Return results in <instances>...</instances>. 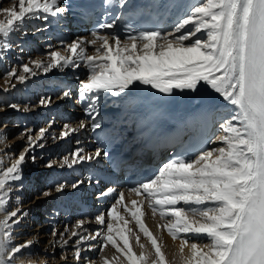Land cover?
Instances as JSON below:
<instances>
[{
    "label": "snow or ice",
    "instance_id": "6c2138e0",
    "mask_svg": "<svg viewBox=\"0 0 264 264\" xmlns=\"http://www.w3.org/2000/svg\"><path fill=\"white\" fill-rule=\"evenodd\" d=\"M9 2L10 7H0L3 17L0 18V55L12 49L11 35L22 31L28 21H48L50 16L57 17L66 11L61 0ZM103 3L107 9L123 10L129 0H103ZM121 15L118 12L100 23L99 30H115ZM99 30L91 33L92 39L84 37L71 43L62 42L60 49L50 45L45 59L30 60L20 66V74L12 68L7 75L23 82L27 79L25 74L35 76L37 69L47 73L54 68L75 69L83 65L88 74L80 81L79 97L86 102L85 113L93 130L101 127L96 116L102 95L127 96L137 84L162 94H172L174 90L195 92L198 85L210 86L232 106V112L220 125L222 134L210 141L220 146L203 149L188 158L173 157L153 177L129 191L148 201L153 216L159 213L161 219L169 218L161 227L167 229L173 239L178 233L206 237L207 243L181 240V264H264V0H199L171 30L129 25L123 40L114 31L101 35ZM86 45L96 46V54H87ZM69 95V91H64L62 98ZM51 102L50 97L40 101L41 104ZM88 126L83 120L75 127L65 125L62 136ZM45 131L40 130L41 139ZM26 137L24 150L10 166L0 170V214H3L0 264H18L32 246V241L13 243L14 230L27 213L19 207H8L17 185L23 187V165L28 154L35 147H43L30 131ZM101 155H109L104 147L91 154L77 148L62 157L59 166L71 168ZM31 159L35 162L36 157L33 155ZM56 165L55 161L46 164L49 168ZM82 183L84 181H77L71 187L75 189ZM65 187L66 183H58L54 190L60 193ZM52 190H44L40 195L47 197ZM113 193L115 189L108 188L100 196ZM16 200L19 201V196ZM143 203L134 199L129 207L125 194L120 192L109 207L110 220H106L104 213L95 217L103 227L94 234L83 235L76 229H65L70 232L65 239L63 233L53 229L52 235L59 236L62 248L75 238L73 259L76 264L82 260L81 243L101 236V251L111 244L126 258L127 264H168L156 236L142 220ZM118 206L135 219L139 231L151 241L154 256L143 251V244H140L139 254L133 251L126 234V230L132 231L128 229L129 220ZM83 224L84 221L78 222L79 227ZM135 239L139 243L140 236L136 235ZM118 241H122V245ZM93 247L89 245V249ZM63 259L67 261V256ZM104 264H109L107 258Z\"/></svg>",
    "mask_w": 264,
    "mask_h": 264
},
{
    "label": "bare ground",
    "instance_id": "6f19581e",
    "mask_svg": "<svg viewBox=\"0 0 264 264\" xmlns=\"http://www.w3.org/2000/svg\"><path fill=\"white\" fill-rule=\"evenodd\" d=\"M164 1V0H162ZM161 0L155 1L157 4L155 5L156 8H159V4H162ZM199 2V1H198ZM197 2V3H198ZM188 5V1L185 4H180L182 6L181 8H185ZM11 5L8 3L5 5V0H0V7H10ZM190 8V7H189ZM184 12L181 13L180 17L184 15ZM179 17V18H180ZM1 18H3L1 16ZM178 18V19H179ZM41 22V20H40ZM27 26V24H25ZM34 26V25H32ZM28 27H31L28 25ZM51 29L49 28V32ZM22 32V31H21ZM110 32L113 31H105L102 35H106ZM178 35V33H177ZM87 37L88 39H92V36H86L82 35L81 38ZM18 38L17 36L10 37V42L13 40H16ZM20 40V39H19ZM31 39H26V40H21L22 46L20 47V50L24 47L28 48V42H30ZM56 42L59 43L58 40ZM14 45V44H13ZM99 45V42L97 46ZM24 46V47H23ZM60 47V46H59ZM87 47V54L93 55L96 54L94 51V48L96 46L92 45H86ZM35 50V49H34ZM36 51V50H35ZM23 54V52H22ZM5 55V54H4ZM3 57V55H0V58ZM7 58V61L11 58L10 57V50L7 51V55L4 57ZM45 59V56L43 58L37 56L36 59ZM17 60V59H16ZM15 60V61H16ZM4 61V60H3ZM3 61L1 64H3ZM17 62V61H16ZM6 65V63H5ZM9 66V63L7 62V65ZM14 68L17 69V65L13 64ZM30 67H34L33 65L30 64ZM11 70V69H10ZM61 69H56V71H59ZM22 69L18 67L17 73L20 74ZM37 74L35 76H32L30 74H25L27 76V79L23 82L18 81L15 77H9L7 78V84H9V80L11 83V86L15 87L16 94H13L11 97L10 95V90L7 88H2L3 93L1 94L2 96H5L3 99L4 101L8 98L11 99L12 101H16V103H20L21 107H9L8 106H3L1 103L0 107V123L2 121H5L7 118H13L14 115H8L12 112L16 111V114H19V117L24 118V119H29L30 117L38 116L37 110L39 109V106H32V101L37 99L35 96L43 95L45 91L36 93V94H31L28 91L30 90L29 87H31L33 84H31L33 79H37V83L40 85L42 81L40 80L41 77H45L49 74H54L55 68L51 69L49 72L45 73L42 69H37L36 70ZM8 73V72H7ZM86 74V73H85ZM88 74V73H87ZM77 75V74H75ZM64 78V76H61ZM51 76L46 78V81L49 85V82L53 79ZM85 78V77H84ZM37 86V85H36ZM26 89V90H25ZM25 90L24 93L22 91ZM155 94L158 95H166V97L169 98L171 102H175L180 104V99L182 98L183 100L185 99L187 103L189 104H195L197 103L198 105H212V106H222L221 109H224L225 106V100L223 99L222 96H220L218 93H215L214 90L210 88V86L206 85H198L197 90L195 92L189 91V90H174L172 94H162L159 93L158 91L152 89L149 86H143V85H134L132 86L129 94L127 96L123 95V101L120 104V110L127 108V110L133 111L137 118L138 121H141V108L144 106V104L151 99ZM9 95V96H8ZM106 96V95H105ZM74 91L70 93L68 96V99H74ZM39 98V97H38ZM2 100V101H3ZM58 99L55 100L54 103H57L58 105L61 103L57 101ZM227 102V101H226ZM15 105V104H14ZM69 106V105H68ZM114 107V106H113ZM6 108H11L10 110H6ZM13 109H15L13 111ZM43 109L45 110L44 113H48L49 111L51 112L52 117L54 115H57L56 121H60L62 115H58V111L51 107L50 104L43 105ZM34 110V111H33ZM113 111V110H109ZM117 112V110H114ZM232 112V111H231ZM230 112V113H231ZM230 115V114H229ZM21 118L19 121H21ZM14 119V118H13ZM32 120V119H31ZM30 120V121H31ZM22 123V122H21ZM76 123V124H75ZM73 123H66V125H71L75 127L77 125L78 119H76V122ZM8 124V123H7ZM54 124V123H53ZM6 125V124H5ZM7 126V125H6ZM50 126V125H49ZM7 128V127H6ZM19 128V127H18ZM44 128V127H43ZM47 133H53L55 130L49 129V127L44 128ZM4 129H0V133L3 134V136H0V139L5 140V134L3 133ZM13 130V129H12ZM78 132V130H77ZM72 133V132H71ZM76 133V132H75ZM222 132L220 133V135ZM55 134H52L50 136H44L41 139L40 136V142H45V141H50L52 142L49 144V148L46 149L47 154H51V156H54L53 161L57 162V165L54 166L53 168L50 169H45L43 166L44 165H38L41 166L40 168H36L35 165L38 162H44L45 159L49 157H44L43 159L39 156H36V152L38 150H42L43 147H35V150L33 152H30L27 156L26 163L23 165V187H19V184L17 185V190L14 191L12 194L11 198V206L13 208L19 207L23 212L27 213V216L24 217L18 227L15 228L14 230V237H13V243L15 244H20L25 241H32V246L25 251V255L22 260L18 261V264H76V261L73 259V241L75 238L72 240H69V244L67 247L62 248L60 246L61 242L59 241V236L54 237L52 235L53 229L57 230L58 233H63L64 238L68 239L70 232H66L65 229H76L77 231L81 232V234L86 235L84 229L86 228H91L95 226V224L89 219H82L79 217L78 212L76 208L74 207V204L70 203L71 206L67 205L68 199L64 196V193L73 194L72 192H67V191H62L60 193L55 192L54 194L51 193V195L47 197H42L40 193L44 191L43 187H39L37 190L38 191V196L35 198V200H30L31 193L34 192L32 189L29 188V191L26 189V185L30 184H35L36 182V177L43 179L44 177L46 178L45 181V188L46 190L50 188L51 184L53 185L55 182L56 178H61L67 177L68 175H73V177H78L79 181H84V176H83V168L82 167H71L69 172H67L64 175H60L61 172L57 173L56 169L59 167V162L61 161L62 157L65 155H68L72 151H74L77 148H82V143L86 139L84 138L85 135H79L76 137V143H73V140L66 143L67 149L63 150L61 147L57 149V146L59 143L58 142H63L70 134H68L67 137L62 136V138H58V136H53ZM23 136L20 135L18 138H15L10 142L11 146H13V149L15 151V148L18 147V145H21L23 141ZM38 138V136H37ZM3 140V141H4ZM83 140V141H82ZM1 141V140H0ZM3 141L0 142V160H1V153L2 151L7 147V143H3ZM38 141V140H37ZM67 142V139H66ZM71 143L73 144L72 146ZM44 146V145H43ZM61 146V145H60ZM220 146L219 144H216L214 147ZM39 152V151H38ZM46 153V152H45ZM35 156L36 160L35 162L32 161L31 156ZM13 158L12 154L9 159ZM9 160V163L7 165L0 164V170H3V168H6L7 166H10V163L13 161ZM27 167H30L27 169ZM67 166L61 167L62 170L65 169ZM27 174V175H26ZM26 175V176H25ZM36 184H38L36 182ZM48 186V187H47ZM51 189V188H50ZM29 196H28V195ZM16 196H19V201L16 200ZM79 196V195H77ZM80 197H83L82 195ZM34 199V198H33ZM57 202V203H56ZM61 202V204H60ZM73 202V201H72ZM59 203V204H58ZM10 207V206H9ZM147 209H145V212ZM3 218V214H0V219ZM64 218H68L71 222L70 223H65ZM148 219V229L154 233V235L157 238V242L161 244V250L164 252L166 260L168 261V264H181V255L179 253V245L182 239L187 238L190 242H200V243H207V239L204 235H194V234H184V233H178L177 238L173 239V237L168 233L167 229L159 227L158 223L161 220L159 217L152 216L150 213L144 214L143 219ZM106 220H110L108 216H106ZM79 221H84V224L82 227L78 226ZM97 225L100 226L101 228L103 226L99 225L97 222ZM132 226L135 228V226L139 229V226L134 222L132 223ZM96 231H94L92 234H94ZM51 233V234H50ZM131 237L129 238V243L132 245L133 251H135L137 254H139L142 249L140 248V244L145 245V249L143 251L152 253L154 256V249L152 248L151 241L146 237L142 232L140 233H134L132 232ZM139 235L140 236V241L139 243L136 242L135 236ZM49 238V240H47ZM103 240V237H97L95 241L97 243L101 244ZM35 241H38L37 243ZM90 239L87 241H83L81 243V247L83 249L82 251V260L80 264H104V258H107L109 261V264H127L126 258L121 254L118 253L114 247L112 248L111 244H109L106 248L101 251L100 246L98 247L100 251L97 253V256L94 260L86 261L85 255L89 251V245ZM55 245V246H54ZM98 246V245H97ZM92 249V248H91ZM188 253V249H185V254ZM33 254V255H29ZM59 255V256H58ZM67 256V261L63 259L64 256Z\"/></svg>",
    "mask_w": 264,
    "mask_h": 264
},
{
    "label": "rangeland",
    "instance_id": "374dc122",
    "mask_svg": "<svg viewBox=\"0 0 264 264\" xmlns=\"http://www.w3.org/2000/svg\"><path fill=\"white\" fill-rule=\"evenodd\" d=\"M8 1V2H7ZM10 4V2H9V0H5V5L6 4ZM0 18H1V16H0ZM18 37V36H17ZM29 43V42H28ZM27 43V44H28ZM31 44V43H30ZM15 45V44H14ZM35 45V44H34ZM24 47V46H23ZM14 48H16V46H14ZM25 48H27V47H24V49ZM35 49V47H32V50H31V52L29 53V54H32V53H35V55H37L36 54V51L34 50ZM24 53V52H23ZM5 54V52L2 54V55H4ZM37 56H39V55H37ZM39 57H41V58H43L44 56H39ZM2 59V57L0 58V60ZM34 59H36V57L34 58ZM34 59H31V60H34ZM16 59H9L8 61H6L5 63H11V61H13L14 63L13 64H15V65H17L16 64V61H15ZM2 63V61H0V64ZM26 63H28V61L26 62ZM13 64L12 65H10V68L8 69V71L7 72H9L10 71V69H12L14 66H13ZM2 65V64H1ZM5 68H7L6 67V65H5ZM7 72H3V73H7ZM86 73V74H85ZM87 73H88V70H87V68L86 67H84V73L83 74H81V77H80V80H83V79H85L86 77H87ZM85 77V78H84ZM7 78H8V75L6 74V77H5V75L4 74H2V72H1V69H0V93L1 94H4L3 93V89L2 88H5V89H9L10 88V86H11V83H10V81L11 80H9V84H7ZM7 87V88H6ZM10 91H12L11 93H13V92H15L14 90H13V88H11L10 89ZM74 91V90H73ZM10 95V96H9ZM8 96L9 97H11L12 96V94H9ZM36 97V96H35ZM9 100H11V99H9L8 98V100L6 99V101L7 102H5L4 100V104L6 103V104H8V105H10L11 106V104L9 103ZM1 101V100H0ZM12 101V100H11ZM14 102V101H13ZM2 103V104H3ZM15 103H16V101H15ZM14 103V104H15ZM3 104V106H6V104L4 105ZM7 105V106H8ZM9 106V107H10ZM15 106H17V107H19L18 105H17V103H16V105ZM0 107H1V102H0ZM8 109V108H7ZM15 109H13V111H14ZM14 113H16V111L14 112ZM8 115H13L12 114V111H11V113L10 114H8ZM58 115H59V113H58ZM14 119H15V115H14V117H13ZM11 119V118H7L5 121H2L1 123H0V129H4L3 130V133L5 134V140L4 139H0L1 141H3V143H7V147L2 151L3 153H1V160H0V164H3V166L4 165H6V163H7V165H8V163H9V160H12V159H15L16 158V156L20 153V152H22L23 150H24V148H25V145H26V142H27V137H26V133L28 132V131H30L32 128H33V124H37V125H39V123H38V121H35L34 119V117H30L29 119H24V118H21V121H17L16 122V126L15 127H13L14 125L12 124H7L8 123V121L10 120V122L11 121H13L14 119ZM34 120V122L35 123H31L30 125H27L26 127H24V125H22V123H26V122H29L30 120ZM75 119V118H74ZM22 122V123H21ZM75 123L76 122V120H72L70 123ZM15 123V122H14ZM2 124H6L5 126H2ZM76 124V123H75ZM2 126V127H1ZM28 126L30 127V128H28ZM7 127V128H6ZM19 127V128H18ZM45 128V127H44ZM43 128V129H44ZM47 128V127H46ZM13 129V130H12ZM19 132V133H18ZM32 135H33V137L35 138V140H36V142L37 143H43V142H40L39 140H40V134L38 133H35L34 134V132L33 133H31ZM37 134V135H36ZM20 135H24L23 136V141L24 142H22V144L21 145H18V147H16L15 148V151H14V149H13V146H11V144H10V142L12 141V140H14L15 138H18ZM37 136H38V138H37ZM58 138H59V136H58ZM38 140V141H37ZM0 141V142H1ZM73 143L75 144L76 143V140H73ZM61 145V146H60ZM73 144L71 143V145L70 146H72ZM59 147H61V149H67V145H66V139L63 141V142H61V143H59V145L57 146V149L59 148ZM47 149V148H46ZM46 149H42V150H44V151H42V150H38L37 152H36V156H39V157H41V151L43 152V154L45 155V157H49V158H47L48 160L49 159H54V156H51V154H47V151H46ZM46 152V153H45ZM11 154H12V157L13 158H11V159H9L10 157H11ZM44 158V157H43ZM53 161V160H52ZM38 164V162L36 163V165ZM30 167H27V169H29ZM39 179H41V178H39ZM46 181V180H45ZM35 184H36V182H35ZM46 184V183H45ZM44 184V185H45ZM30 186V185H29ZM37 186V185H36ZM53 185L51 184V186H50V188L52 187ZM35 185H34V183H33V185H32V187L30 188V189H32V190H34L35 191ZM44 187V186H43ZM49 188V189H50ZM28 192H30L29 190H27ZM38 191L39 190H36V194H35V197H34V199L32 198V196L30 197V200H35V198L38 196ZM28 195V194H27ZM29 196V195H28ZM10 204H11V201H10ZM8 205V207L10 208V209H12L13 207L11 206V205ZM51 234V233H50ZM47 240H49V238H47ZM36 243L38 242V241H35ZM59 256V255H58Z\"/></svg>",
    "mask_w": 264,
    "mask_h": 264
}]
</instances>
